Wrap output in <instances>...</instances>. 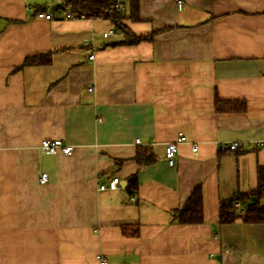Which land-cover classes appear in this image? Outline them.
<instances>
[{"label": "crops", "instance_id": "crops-1", "mask_svg": "<svg viewBox=\"0 0 264 264\" xmlns=\"http://www.w3.org/2000/svg\"><path fill=\"white\" fill-rule=\"evenodd\" d=\"M137 1L122 25L152 39L112 46L109 21L64 19L59 0H0V264H264V223L219 224L223 202L264 206V0ZM197 186L202 222L183 224Z\"/></svg>", "mask_w": 264, "mask_h": 264}, {"label": "trees", "instance_id": "trees-1", "mask_svg": "<svg viewBox=\"0 0 264 264\" xmlns=\"http://www.w3.org/2000/svg\"><path fill=\"white\" fill-rule=\"evenodd\" d=\"M61 2L55 7V11L64 13L69 10L70 13L78 19H91V20H106L109 21L114 28L123 35V41L112 46L123 44H137L142 41H148L152 37L137 38L130 34L127 29L122 25V20L126 18L124 14H118L112 7V0H60ZM131 21H137L138 18V1L129 0V16ZM37 57H31L25 59L21 65L29 66L36 64ZM228 104L232 103H215L216 110L219 112H241L244 109V105H237L236 107H230ZM223 107H221V106ZM135 161L140 168L149 166L154 161L149 148L145 147L139 149L135 156ZM262 169H259V173ZM262 185H259V189L262 190ZM125 191L129 194L135 193L137 189V175L130 176L127 180V184L124 187ZM237 199H231L227 202L220 204L219 212V224H230L235 219H239L243 223H264V206L249 205L242 213H235L232 211V204ZM176 217H179V221L183 224H200L202 222V209H201V188L195 187L190 193L189 198L184 208L175 213Z\"/></svg>", "mask_w": 264, "mask_h": 264}, {"label": "built area", "instance_id": "built-area-1", "mask_svg": "<svg viewBox=\"0 0 264 264\" xmlns=\"http://www.w3.org/2000/svg\"><path fill=\"white\" fill-rule=\"evenodd\" d=\"M173 1L176 5L177 11H181L184 7V0H173ZM60 2L61 1L59 0V3ZM112 7H113L114 11L118 14H123L125 12L124 0H112ZM36 18L42 19L45 21H51L53 19L52 14L48 13V12L37 13ZM73 18H75V17L70 13L69 10L65 11L64 19L68 20V19H73ZM118 33L119 32L115 28H113V29L108 30L106 33H103L102 37L108 38L111 36L118 35ZM90 59H92V57H90ZM182 142H184V138L178 137L175 141L168 142L164 145L163 156H164V159H165V161L169 167L173 166L174 158H175L176 151H177V145L179 143H182ZM135 143L139 144V141L136 140ZM259 144L262 145V143H259ZM223 147L225 149L230 150V151H234L240 147V144L239 143L225 144ZM72 150H73V148L71 146L64 145L59 140H44L39 145L40 153H42L43 155H47V156H53V155H56L57 153H61L63 155H69V154H71ZM192 151L195 152L196 147H193ZM38 183L40 185H44L45 183H47V175L44 173L40 174L39 179H38ZM119 184H120V179L118 177L114 176L108 181V183L106 185H100L97 190L99 192L116 191V190H118ZM134 201H135V199L133 197H131L130 202H134ZM233 210L236 213H242L243 210L241 207V203L235 202ZM99 264H105V263L103 261H101Z\"/></svg>", "mask_w": 264, "mask_h": 264}, {"label": "rangeland", "instance_id": "rangeland-1", "mask_svg": "<svg viewBox=\"0 0 264 264\" xmlns=\"http://www.w3.org/2000/svg\"><path fill=\"white\" fill-rule=\"evenodd\" d=\"M263 204H264V202H263Z\"/></svg>", "mask_w": 264, "mask_h": 264}]
</instances>
